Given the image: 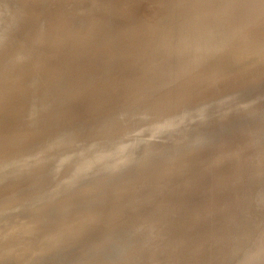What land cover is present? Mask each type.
Returning a JSON list of instances; mask_svg holds the SVG:
<instances>
[{
    "label": "rangeland",
    "instance_id": "obj_1",
    "mask_svg": "<svg viewBox=\"0 0 264 264\" xmlns=\"http://www.w3.org/2000/svg\"><path fill=\"white\" fill-rule=\"evenodd\" d=\"M54 1L0 0V264H264V0Z\"/></svg>",
    "mask_w": 264,
    "mask_h": 264
},
{
    "label": "bare ground",
    "instance_id": "obj_2",
    "mask_svg": "<svg viewBox=\"0 0 264 264\" xmlns=\"http://www.w3.org/2000/svg\"><path fill=\"white\" fill-rule=\"evenodd\" d=\"M34 1H35V0H34ZM36 2H38V1H36ZM54 2L58 3L56 0H55ZM23 3H24V1H23ZM38 3L40 4V1H39ZM7 5H8V4H7ZM20 5H21V4H20ZM53 5L55 6V4H53ZM21 6H22V5H21ZM16 7H17V6H16ZM3 8H4V7H3ZM6 8H8V7H6V5H5V8H4V9L6 10ZM18 8H19V7H18ZM29 9H32V7L30 8V6H29ZM20 10H21V9H20ZM26 10H28V9L26 8ZM9 11H10V10H9ZM15 11H16V10H15ZM15 11H14V13H16ZM18 11H19V10H18ZM18 11H17V12H18ZM32 11H34V10H32ZM20 12H21V11H20ZM22 12H24V11L22 10ZM5 13H6V12H5ZM12 13H13V11H12ZM31 13H32V12H31ZM50 13H52V12H50ZM65 13H66V12H65ZM68 13H69V12H68ZM17 14H19V12H18ZM39 14H40V13H39ZM48 14H49V13H48ZM48 14H47V15H48ZM7 15H9V14L7 13ZM25 15H27V14H25ZM40 15H41V14H40ZM42 15H44V14H42ZM47 15H46V16H47ZM52 15H53V14H52ZM55 15H57V14H55ZM55 15H54V16H55ZM58 15H59V14H58ZM66 15H67V14H66ZM40 17H41V16H40ZM59 17H60V16H59ZM65 17H66V16H65ZM14 18H15V17H14ZM43 18H44V17H43ZM60 18L62 19V16H61ZM83 18H85V17H83ZM54 19H55V18H54ZM61 19H60V20H61ZM55 20H56V19H55ZM62 20H63V19H62ZM71 20H72V19H71ZM57 21H58V20H57ZM69 21H70V20H69ZM54 22H55V21H54ZM58 22H59V21H58ZM3 23H4V22H3ZM0 24H1V23H0ZM4 24H5V23H4ZM18 25H19V24H18ZM6 27H7V25H6ZM9 28H10V27H9ZM9 30H10V29H9ZM9 30H8V31H9ZM49 30H50V28H49ZM49 30H48V31H49ZM4 31H6V29H5ZM4 31H2V33H3ZM10 31H12V30H10ZM10 31H9V32H10ZM9 32H8V35H10V33H11V32H10V33H9ZM39 32H40V31H39ZM44 32H45V31H44ZM58 33H59V32H58ZM97 33H98V32H97ZM5 34H6V33H5ZM3 35H4V33H3ZM86 35H88V34H86ZM93 35L95 36V35H97V34H93ZM1 36H2V35H1ZM5 37H6V36H3V40H5V39H4ZM7 37H8V36H7ZM25 37H27V36H25ZM34 37H35V35H34ZM92 38H93V36H92ZM10 39H12V38H9L8 40L10 41ZM0 40L2 41V37L0 38ZM12 40H13V39H12ZM12 40H11V41H12ZM26 40H27V39H26ZM29 40H31V39H29ZM59 40H60V38H59ZM1 41H0V42H1ZM32 41H33V40H32ZM3 43H5V42L3 41ZM0 44H1V43H0ZM7 44H8V42H7ZM18 44H19V43H18ZM18 44H15V45H18ZM31 44L33 45V42H31ZM8 45H9V44H8ZM41 45H42V44H41ZM83 45H84V43H83ZM24 47H25V46H24ZM35 47H36V46H35ZM37 47H38V45H37ZM39 47H40V46H39ZM81 47H83V46H81ZM2 48H4V47H2ZM5 48H7V47H5ZM9 48H10V47H9ZM0 49H1V47H0ZM30 49H31V48H30ZM17 50H18V49H17ZM28 50H29V49H28ZM32 50H33V49H32ZM77 50H78V49H77ZM94 51H95V50H94ZM6 52H7V51H6ZM69 52H70V51H69ZM74 52H75V51H73L72 53H74ZM96 52H97V51H96ZM96 52H95V53H96ZM34 53H35V52H34ZM72 53H69V54H72ZM76 53H78V51H77ZM30 55H31V54H30ZM74 55H75V54H74ZM74 55H73V56H74ZM77 55H78V54H76L75 56H77ZM92 55H93V54H92ZM95 55H96V54H95ZM23 56H24V55H23ZM27 56H28V55H27ZM70 56H72V55H70ZM79 56H80V55H79ZM79 56H77V57H79ZM86 56H88V55H86ZM1 57H2V56H1ZM96 57H97V56H96ZM220 57H221V56H220ZM11 58H12V57H11ZM30 58H31V56H30ZM32 58H33V57H32ZM32 58H31V59H32ZM69 58H70V57H69ZM79 58H80V57H79ZM85 58H86V57H85ZM85 58H80V59H78V61L83 59L82 61H85V62H86L88 59H91L90 56H89L88 59L84 60ZM13 59H14V58H13ZM74 59H75V58H74ZM76 59H77V58H76ZM92 59H93V58H92ZM96 59H97V58H95V59H93V60H96ZM9 60H10V59H9ZM68 60H69V59H68ZM2 61H3V60H2ZM69 61H70V60H69ZM74 61H75V60H74ZM89 61L91 62V60H89ZM89 61H88V62H89ZM11 62H12V61H11ZM70 62H71V61H70ZM80 62H81V61H80ZM80 62H79V63H80ZM92 62H93V61H92ZM81 63H82V62H81ZM8 64H10V63H8ZM73 64H74V62H73ZM82 64L85 65L84 63H82ZM89 64H90V63H89ZM89 64H88V65H89ZM74 65H79V64H77V62H76ZM86 65H87V64H86ZM91 65H92V63H91ZM66 67H67V66H66ZM80 67H83V66H80ZM85 67H86V66H85ZM89 67H90V66H89ZM7 68H8V67H7ZM89 69H90V68H89ZM9 70H10V69H9ZM81 71H84V70L81 69ZM86 71H87V70H86ZM63 72H64V71H62V73H63ZM55 73H56V72H55ZM55 73H54V74H55ZM58 73H60V72H58ZM63 74H65V73H63ZM61 75H62V74H61ZM60 77H61V76H60ZM60 77H59V78H60ZM63 77L66 78L64 75H63ZM23 79H24V78H23ZM51 79H52V78H51ZM54 79H55V77H54ZM67 79H68V78H67ZM21 80H22V79H21ZM69 80H70V78H69ZM37 81L39 82L40 80H37ZM64 81H66V80H64ZM2 82H3V80H2ZM5 82H6V81H5ZM20 82H21V81H20ZM41 82H42V81H41ZM62 82H63V81H62ZM34 83H35V82H34ZM34 83H32V84H34ZM14 84H15V83H14ZM28 85H29V84H28ZM35 85H38V84H35ZM52 85H53V84H52ZM65 85H66V84H65ZM6 86H7V85H6ZM32 86H33V85H32ZM55 86H56V85H53V87H55ZM66 86H67V85H66ZM25 87H26V86H25ZM56 88L58 89L57 86H56ZM56 88H55V90H56ZM66 88H67V87H66ZM33 89H35V88H33ZM36 89H37V88H36ZM40 89H41V88H40ZM60 89H61V87H60L58 90H60ZM64 89H65V88H64ZM75 89H76V88H75ZM135 89H136V88H135ZM28 90H29V89H28ZM67 90H70V89H67ZM72 90H74V88H73ZM140 90H141V89H140ZM63 91H64V90H63ZM137 91H139V90H137ZM17 92H18V91H17ZM32 92H33V90H32ZM36 92H37V91H35L34 93H36ZM59 92H60V91H58V93H59ZM61 92H62V91H61ZM131 92H133V90H132ZM131 92H130V93H131ZM130 93H129V96H130ZM56 94H57V93H56ZM109 94H110V93H109ZM123 94H125V92H124ZM6 95H8V94H6ZM131 95H132V94H131ZM122 96H123V95H122ZM127 96H128V95L126 94L125 97H127ZM129 96H128V97H129ZM123 97H124V96H123ZM233 97H234V96H233ZM233 97H231V98H233ZM126 99H127V98H126ZM128 99H129V98H128ZM128 99H127V100H128ZM233 99H234V98H233ZM12 101H13V100H12ZM21 103H22V102H21ZM78 103H79V102H78ZM78 103H77V105H78ZM83 103H86V102H83ZM82 105L84 106L85 104H82ZM83 106H82V107H83ZM85 106L87 107V105H85ZM124 106H126V105H124ZM207 106H208V104H207ZM18 107H19V106H18ZM62 107H63V106H62ZM78 107H81V106H78ZM82 107H81V108H82ZM86 107H85V109H86ZM124 108H125V107H124ZM18 109H19V108H18ZM76 109H77V108H76ZM79 109H80V108H79ZM82 109H83V108H82ZM11 111H13V109H12ZM7 112H10V111L7 110ZM13 112H14V111H13ZM13 112H12V114H13ZM3 115H4V114H3ZM77 115H78V114H76V117H78ZM85 115H86V114H85ZM106 116H107V115H106ZM76 117H75V118H76ZM208 117H209V116H208ZM214 117H215V116H213V118H214ZM79 118H80V117H79ZM79 118H78V120H79ZM82 118H83V117H82ZM102 118H103V117H102ZM211 118H212V117H211ZM207 120H208V118H207ZM207 120H206V121H207ZM1 141H2V140H1ZM3 141H4V140H3ZM3 141H2V142H3ZM73 141H74V140H73ZM3 153H4V152H3ZM200 178H201V177H200ZM194 179H195V178H194ZM196 179H198V178H196ZM185 181H186V180H185ZM187 181H188V180H187ZM191 182H195V180H194V181H191ZM189 183H190V182H189ZM36 247H37V245H34V248H36ZM36 249H37V248H36ZM244 258H245V257L239 259L238 261L234 262L233 264H244V261H245ZM239 262H241V263H239ZM4 264H5V263H4Z\"/></svg>",
    "mask_w": 264,
    "mask_h": 264
}]
</instances>
